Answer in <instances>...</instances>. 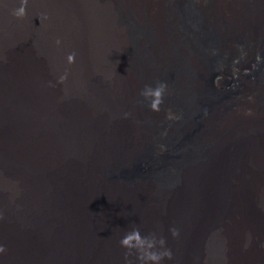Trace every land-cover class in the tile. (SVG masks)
Here are the masks:
<instances>
[{
    "label": "bare ground",
    "instance_id": "1",
    "mask_svg": "<svg viewBox=\"0 0 264 264\" xmlns=\"http://www.w3.org/2000/svg\"><path fill=\"white\" fill-rule=\"evenodd\" d=\"M245 1L178 0L167 35L162 0H0V264H126L132 227L166 237L161 264H264V0ZM126 22L167 58V183L110 175L147 138Z\"/></svg>",
    "mask_w": 264,
    "mask_h": 264
},
{
    "label": "rangeland",
    "instance_id": "2",
    "mask_svg": "<svg viewBox=\"0 0 264 264\" xmlns=\"http://www.w3.org/2000/svg\"><path fill=\"white\" fill-rule=\"evenodd\" d=\"M177 1L162 0L163 9L161 12V19L159 21L161 23V26H163L167 31V35H172V32L174 31L172 25H174L173 23H175L174 11ZM244 3L245 4H242L243 6L248 5L247 0ZM218 9L219 11H223L222 16L228 18L232 16L231 12H229V9H227V7H225L223 4L222 6H218ZM126 27H128L127 30L129 34L131 54L134 57V59L132 60V64L137 68L138 75L141 79V86L138 89L137 96L133 98V102L136 105L140 106L142 109V111L140 110V119L145 130L144 132L147 134V138L143 145L140 147L139 152L133 155V157H130L128 161H122L121 165L118 168L113 169L110 172V175H112L113 177H122L123 179H131L140 175L152 173L154 175L163 177V182L167 183V159H165L167 158V146L164 143L165 135L167 136L166 131H164L167 126V104L163 103L161 105L160 112H154L149 107L150 100L140 95L145 85H152V82L154 80H159L163 77V74L166 71L165 69H167V58L163 67H156L150 58V52L148 50L146 52V47L144 46L142 47V49H140L139 45L136 43V34L142 30L144 33L149 34V25L134 26L133 24L126 22ZM152 35L153 34L151 32V34H149L150 42L154 37H152ZM159 146L162 147L163 151L158 152L159 150H156ZM132 259L133 258L131 257L130 260ZM134 264H139V262L136 261Z\"/></svg>",
    "mask_w": 264,
    "mask_h": 264
},
{
    "label": "clouds",
    "instance_id": "3",
    "mask_svg": "<svg viewBox=\"0 0 264 264\" xmlns=\"http://www.w3.org/2000/svg\"><path fill=\"white\" fill-rule=\"evenodd\" d=\"M27 0H22L20 8L15 12L17 16H23L26 14ZM60 41L57 40V44ZM70 63L75 60V53L68 56ZM66 76L60 78V82H63ZM168 89V85L164 81H160L155 87L152 85H145L140 95L150 100L149 107L154 112L161 111V105L164 102V94ZM126 117L129 114H125ZM169 118H172L171 110H169ZM3 218V213H0V219ZM173 237H179V229L173 227L170 228ZM121 247L125 248V261L126 264H134L133 260L129 257L134 256L139 264H161L165 258L171 260L173 258V252L170 247L167 246V239L162 235L152 232L147 235L142 234L139 227H132L129 231L125 232L124 236L119 241ZM6 247L0 245V253H4Z\"/></svg>",
    "mask_w": 264,
    "mask_h": 264
}]
</instances>
